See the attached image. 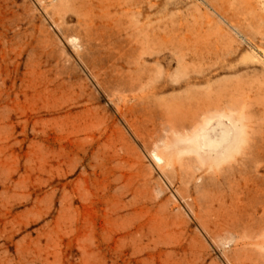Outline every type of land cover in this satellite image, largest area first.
<instances>
[{"label": "rangeland", "instance_id": "obj_1", "mask_svg": "<svg viewBox=\"0 0 264 264\" xmlns=\"http://www.w3.org/2000/svg\"><path fill=\"white\" fill-rule=\"evenodd\" d=\"M0 264H264V0H0Z\"/></svg>", "mask_w": 264, "mask_h": 264}]
</instances>
